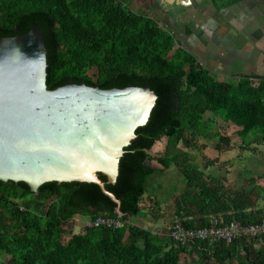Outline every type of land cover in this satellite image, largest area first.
Masks as SVG:
<instances>
[{"label": "trees", "instance_id": "obj_1", "mask_svg": "<svg viewBox=\"0 0 264 264\" xmlns=\"http://www.w3.org/2000/svg\"><path fill=\"white\" fill-rule=\"evenodd\" d=\"M134 2L152 8V0H0V40L23 36L35 26L43 30L49 90L84 84L100 90L150 89L158 97L149 122L125 149L117 183L109 185L99 175L116 201L95 184L47 183L36 195L27 184L0 181V264H264V236L182 246L171 239V229L161 235L132 224L149 215L158 219L162 209L151 181L172 167L189 190L173 209L187 229L264 221L250 197L233 195L209 174L218 163L203 155L207 147L200 144L216 138L218 153L237 147L231 137L208 132L207 116L221 115L241 129L238 150L258 152L264 145V79L217 82L194 57L175 50L174 38L152 15L132 11ZM250 136L261 140L250 144ZM164 139L166 153L152 156ZM192 152L201 153L203 167L195 165ZM153 162L163 170H155ZM118 214V229H87L79 221ZM197 214L202 220H189ZM76 226L83 232L74 234ZM182 256L189 260L182 262Z\"/></svg>", "mask_w": 264, "mask_h": 264}, {"label": "water", "instance_id": "obj_2", "mask_svg": "<svg viewBox=\"0 0 264 264\" xmlns=\"http://www.w3.org/2000/svg\"><path fill=\"white\" fill-rule=\"evenodd\" d=\"M157 100L144 88L49 90L43 30L0 40V181L36 195L47 183L95 184L116 201L99 175L117 183L125 149Z\"/></svg>", "mask_w": 264, "mask_h": 264}, {"label": "crops", "instance_id": "obj_3", "mask_svg": "<svg viewBox=\"0 0 264 264\" xmlns=\"http://www.w3.org/2000/svg\"><path fill=\"white\" fill-rule=\"evenodd\" d=\"M229 1L152 0L151 10L144 8L152 12L159 27L174 38L175 50L194 57L199 67L217 82L237 85L244 78L264 79V0H240L233 4ZM133 6L141 7V4L134 2L131 9ZM207 119L210 124L208 132L212 136L221 134L231 137L237 146L232 151L218 153L215 151L216 138L202 140L200 144L207 147L203 155L209 161L218 163L209 174L233 195L244 200L250 197L256 211L264 212V145L258 152L241 153L238 150L242 144L238 137L241 129L224 122L221 115L209 114ZM258 139L261 140L260 137L250 136L247 142L252 144ZM165 153L152 152L151 155L161 157ZM192 155L196 158L195 165L203 167L201 153L192 152ZM152 167L163 170L157 162H153ZM180 175L172 167L152 179L162 212L156 214L158 219L152 215L145 219L151 231L158 233L160 228H165L166 235H169L175 200L189 191ZM252 180L254 184L245 185ZM193 217L189 220H202L199 214Z\"/></svg>", "mask_w": 264, "mask_h": 264}, {"label": "built area", "instance_id": "obj_4", "mask_svg": "<svg viewBox=\"0 0 264 264\" xmlns=\"http://www.w3.org/2000/svg\"><path fill=\"white\" fill-rule=\"evenodd\" d=\"M121 215L115 219L98 218L96 220H90L83 225L87 229H96L100 227H106L109 229H118L121 227L120 221ZM264 236V221L260 225L244 226L239 222H232L229 225L219 227L218 222H215L214 227L210 228H193L187 229L183 221L176 217L174 218L171 228L170 237L177 244L186 246L189 242H207L210 245H214L219 241L233 242L244 238H260Z\"/></svg>", "mask_w": 264, "mask_h": 264}, {"label": "rangeland", "instance_id": "obj_5", "mask_svg": "<svg viewBox=\"0 0 264 264\" xmlns=\"http://www.w3.org/2000/svg\"><path fill=\"white\" fill-rule=\"evenodd\" d=\"M138 4H141V7H136V6H133L132 7V9L134 8V11L135 12H137V13H139V14H150V15H152V12H147V10L144 8V6H143V3H140V2H138ZM96 74V71H92V72H90V75H92V76H94ZM168 150V143H166V139H164L162 142H160V143H158V145H156L155 146V148L153 149V152H166ZM169 151L170 152H176V150L175 149H169ZM181 176V175H180ZM182 177V176H181ZM161 182V181H160ZM154 187V186H153ZM152 189H154V188H152ZM172 190V189H171ZM153 193H155L154 191H153ZM166 195V194H165ZM34 198V197H33ZM165 198V197H164ZM161 200V199H160ZM52 202V201H51ZM51 202L50 201H48V202H45L44 203V206H46V208L48 207V206H50V204H51ZM81 223H85V222H87V221H85V220H83V219H80L79 220ZM141 223H142V227L144 228V229H146V230H150V228H149V226L147 225V223H145V221H142V220H140V219H132V224H134V225H138V226H141ZM76 224H78V221H77V223ZM80 224V223H79ZM81 225V224H80ZM73 229V232H74V234H78L77 232H83V231H78V230H80V228H81V226H76V228H79V229H76L77 231H75L74 230V227H72ZM166 232L167 231H165V228H160L159 230H158V233H160L161 235H165L166 234ZM188 261L189 259L186 257V256H182V262H184V261ZM0 262H2L1 261V259H0ZM195 264V263H194ZM232 264H237V262L236 261H234Z\"/></svg>", "mask_w": 264, "mask_h": 264}]
</instances>
